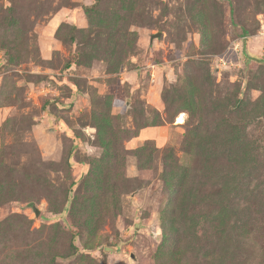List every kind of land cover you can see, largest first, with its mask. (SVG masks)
Wrapping results in <instances>:
<instances>
[{"label":"rangeland","instance_id":"1","mask_svg":"<svg viewBox=\"0 0 264 264\" xmlns=\"http://www.w3.org/2000/svg\"><path fill=\"white\" fill-rule=\"evenodd\" d=\"M53 257L264 264V0H0V264Z\"/></svg>","mask_w":264,"mask_h":264},{"label":"trees","instance_id":"2","mask_svg":"<svg viewBox=\"0 0 264 264\" xmlns=\"http://www.w3.org/2000/svg\"><path fill=\"white\" fill-rule=\"evenodd\" d=\"M92 8H93V7H92ZM92 8H91V9H92ZM91 9H88V11L91 10ZM239 102H240V100H239ZM239 102H238V103H239ZM54 261H55V258L53 257L51 264H53Z\"/></svg>","mask_w":264,"mask_h":264},{"label":"water","instance_id":"3","mask_svg":"<svg viewBox=\"0 0 264 264\" xmlns=\"http://www.w3.org/2000/svg\"><path fill=\"white\" fill-rule=\"evenodd\" d=\"M37 213H38V210H37Z\"/></svg>","mask_w":264,"mask_h":264}]
</instances>
